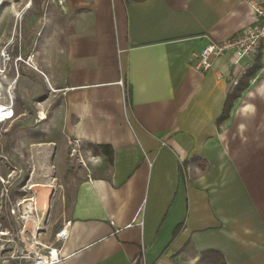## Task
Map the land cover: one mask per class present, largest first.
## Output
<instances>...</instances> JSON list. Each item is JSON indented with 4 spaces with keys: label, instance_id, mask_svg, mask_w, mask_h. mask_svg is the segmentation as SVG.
Listing matches in <instances>:
<instances>
[{
    "label": "crops",
    "instance_id": "crops-1",
    "mask_svg": "<svg viewBox=\"0 0 264 264\" xmlns=\"http://www.w3.org/2000/svg\"><path fill=\"white\" fill-rule=\"evenodd\" d=\"M64 1L37 60L42 119L16 99L27 132L8 143L30 147L16 167L40 202L60 188L71 225L57 264H264V79L229 100L256 60L225 53L204 70L196 56L250 25V6Z\"/></svg>",
    "mask_w": 264,
    "mask_h": 264
},
{
    "label": "rangeland",
    "instance_id": "rangeland-1",
    "mask_svg": "<svg viewBox=\"0 0 264 264\" xmlns=\"http://www.w3.org/2000/svg\"><path fill=\"white\" fill-rule=\"evenodd\" d=\"M63 11L64 7L58 3V0H0V52L3 49H6L10 57V60L6 63L0 57L1 67L6 65V77L3 78L4 83L0 85V103L7 100L8 91H10L12 96H14V99H18V103L16 101L17 106L15 109L25 110L23 109L25 108L23 105V102L25 101L26 107L29 111L33 113L35 112L34 115L31 113L33 116H30L29 114L30 120L34 119V117L39 119V114L37 112L39 103L38 101H35L36 94L40 91H43L44 94L46 93V89L48 90V86L47 88L45 87V77L36 71L40 69L37 60L41 55L40 51L42 47L47 45L51 39L60 32V27L64 25L65 17L62 14ZM31 53L35 54L37 69L28 67L22 61L17 60L19 57L26 59ZM23 71H26L27 74L23 75ZM25 82L27 84L29 83L26 97L23 96L26 91H22L23 83ZM8 83H11L12 86L8 87ZM33 87L36 89L34 88V90ZM19 121V118L14 114L12 119L0 122V174L7 175L17 169L16 165L19 164L21 159L23 160V158L20 157V154L26 155V149L30 148L29 146L26 147L24 145L20 147L8 145L9 141H12L13 139H15V141L17 140L19 133L23 134L24 132H27V129L21 128L22 123ZM8 153L13 154L15 159L18 155V158L20 157V159H16V162H12V159H9L8 157ZM81 158V156H78V153L75 154L73 159L76 161H73L75 163L72 165H78L77 163H79ZM83 159L85 160V158ZM18 170L19 169H17V171ZM19 171V176L13 177L10 184V198L12 202L21 200L26 195L31 194H34L37 198V192L29 188L32 184L25 176V172L23 171L24 175H22V172ZM1 190L2 187L0 185V201L2 197ZM59 192L60 188L57 189L55 197L50 203L49 210H45L42 205L47 203L51 195L42 202L37 199L40 206L39 208L47 214L49 222L46 230L44 229L43 231H40L35 237H32L27 233L25 242L17 239L20 227L13 222V216L10 215L8 210L0 209V221L3 224V228L9 231V237L16 242L5 244L7 250L0 255V264H12L15 261L17 264H32V260L28 258V255L33 256L35 252L40 250V247L42 246L38 245L39 242L48 245H55V243H57L54 238L55 233L62 224L64 217L63 211H61L59 207L61 199ZM28 227L30 228L31 225L29 224L27 229H29ZM13 251L16 252V257L8 259V256ZM22 254L26 257H17Z\"/></svg>",
    "mask_w": 264,
    "mask_h": 264
},
{
    "label": "built area",
    "instance_id": "built-area-1",
    "mask_svg": "<svg viewBox=\"0 0 264 264\" xmlns=\"http://www.w3.org/2000/svg\"><path fill=\"white\" fill-rule=\"evenodd\" d=\"M245 2L250 6L252 13V23L242 31L231 38H228L223 41H211L207 44L198 54H196L197 67L208 70L212 67L214 60L228 53L230 56V65L231 67L240 66L241 61L244 58H250L252 60H256L258 57H261V65L257 71L255 78L264 79V0H245ZM58 3L64 7L65 1L58 0ZM0 57L6 63L10 60L9 53L6 49H3L0 52ZM17 60L22 61L26 65L37 69L35 63V54L31 53L27 56L26 59L19 57ZM6 65L1 67L0 65V78L6 77ZM246 68H241L240 74H245ZM1 83V82H0ZM234 83H238V79L234 80ZM121 85H124L123 81H120ZM11 83H8V87H11ZM14 96H12L11 92L8 91V98L5 102L0 103L4 107H8L10 112L5 115L0 111V122H4L10 120L14 117ZM1 108V106H0ZM7 116V117H6ZM39 119H42V116L38 115ZM45 116H43L44 118ZM78 141H73L72 143L76 144ZM73 154L75 149L72 150ZM78 152H75L77 154ZM79 156V153H78ZM5 158V157H4ZM80 162L85 165L84 160L81 158ZM19 171V170H18ZM17 169L13 170V172L5 174H0V185L2 187L1 190V201H0V209L8 210L10 215H12L14 219V223H16L20 229L18 231L17 239L22 242L26 240V234L29 233L32 237H35L40 231L46 230L48 224V216L45 214L42 209L39 207V203L34 194L26 195L21 200H17L12 202L10 196V184L13 177H18ZM20 172V171H19ZM31 188V187H29ZM57 192V188H53L51 192V197L48 199L46 204H43V208L45 210H49L50 203L52 199L55 197ZM8 208V209H7ZM44 214V217H43ZM31 225L29 229H27L28 225ZM71 225L70 221H66L55 233V240L65 242L69 238V226ZM9 231L3 228V224L0 221V255L3 254L7 249L5 248L6 243L14 242V239L9 237ZM16 243V242H14ZM40 250L34 253L33 256L28 255V258L32 260V264H57L62 259V249L54 244H42L38 243ZM17 246V244H16ZM15 251H13L8 259L14 258ZM17 257L25 258L24 254L18 255ZM144 262V259H142ZM8 261V260H6ZM145 264V262H144Z\"/></svg>",
    "mask_w": 264,
    "mask_h": 264
},
{
    "label": "trees",
    "instance_id": "trees-1",
    "mask_svg": "<svg viewBox=\"0 0 264 264\" xmlns=\"http://www.w3.org/2000/svg\"><path fill=\"white\" fill-rule=\"evenodd\" d=\"M261 65V57H258L256 59V61L254 62L253 65L249 66V68L247 69L246 73L240 78V80L238 81L236 87H235V91L234 93L229 97V100L230 98L232 99V97H234L236 94L238 95L239 94V91L241 89H243L247 83H248V80L253 77L256 72L258 71L259 67ZM94 148H97V149H102V151H104L105 153L107 152V154H110V150L108 146H105V145H94ZM109 151V152H108ZM215 257H208V255L202 257L201 261L202 263L201 264H213V262L215 261L214 259ZM12 264H17V262H13Z\"/></svg>",
    "mask_w": 264,
    "mask_h": 264
},
{
    "label": "bare ground",
    "instance_id": "bare-ground-1",
    "mask_svg": "<svg viewBox=\"0 0 264 264\" xmlns=\"http://www.w3.org/2000/svg\"><path fill=\"white\" fill-rule=\"evenodd\" d=\"M0 106H1L0 111H1L2 114L7 115L10 112L8 107H4L3 105H0Z\"/></svg>",
    "mask_w": 264,
    "mask_h": 264
},
{
    "label": "clouds",
    "instance_id": "clouds-1",
    "mask_svg": "<svg viewBox=\"0 0 264 264\" xmlns=\"http://www.w3.org/2000/svg\"><path fill=\"white\" fill-rule=\"evenodd\" d=\"M0 85H2V83H4V79L0 78Z\"/></svg>",
    "mask_w": 264,
    "mask_h": 264
}]
</instances>
